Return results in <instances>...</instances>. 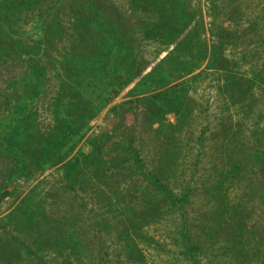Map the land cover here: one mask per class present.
Instances as JSON below:
<instances>
[{
  "label": "rangeland",
  "instance_id": "374dc122",
  "mask_svg": "<svg viewBox=\"0 0 264 264\" xmlns=\"http://www.w3.org/2000/svg\"><path fill=\"white\" fill-rule=\"evenodd\" d=\"M28 1L30 5L14 8L10 0H0V91L11 81L36 90L31 99L20 91L6 106L0 94V150L5 144L35 145L13 131L14 115L10 116L15 107V114L27 113L25 108L30 105L36 114L34 127L47 140L42 148L52 146V127L58 117L53 110L56 91L64 81L71 84L72 93L82 99L80 107L93 118L56 151L59 162L42 165L52 155L46 158L41 150V159L32 161L22 177L10 173L11 161L0 153V187L5 183L8 189L7 194L0 190V235L7 236L9 245L19 244L13 254L17 264H37L34 258L43 264H264L262 194L246 193L237 189L238 184L228 193L235 204L245 207L248 202L241 219L234 221L238 229L234 234L245 248L240 254L241 246L233 248L237 239L229 240L228 235L213 238L207 232L216 205L203 191L216 185V169H222L230 156L242 163L236 176L245 184L261 169L250 158V148L259 116L263 120L257 127H264V90L254 84L251 96L246 95L243 102L230 98L226 86L230 88L237 80L225 74L233 68L242 74V81L264 79V0H161L170 12L166 19L169 34L163 31V22L153 18L154 13L136 15L134 0H78L94 2L107 16L114 13L112 28L121 38V46L105 63H89L91 73L74 53L76 46L69 44L71 0ZM56 13L64 37L45 51L44 73L37 69L42 53L36 54L34 49L42 41L43 21H51ZM133 33L137 39L132 47ZM128 45L129 54L123 51ZM122 55H127L125 64L130 67L138 60L141 67H147L141 77L132 82L111 78L126 67ZM158 66L163 71L157 69L155 77L163 87L153 88L143 77ZM188 70L192 71L189 75ZM170 99H175L172 105H168ZM177 102H181L180 115L168 110L178 108ZM64 118L60 116V120ZM127 139L145 167L160 174L174 192H182L190 174H195L186 208L190 237L200 247L194 260L189 256L191 246L180 237L182 218L163 196L154 204L157 210H151L147 182L134 176L128 164L124 172L116 169L117 177L109 172L101 180L95 155L110 159L123 153L115 143L127 144ZM74 159L80 160V166ZM70 162L76 170L68 166ZM89 163L92 166L81 170ZM106 165L110 167V161ZM114 187L117 199L124 196L121 202L127 200L126 212L109 195ZM146 210L152 214H144ZM21 245L29 247L30 255Z\"/></svg>",
  "mask_w": 264,
  "mask_h": 264
},
{
  "label": "trees",
  "instance_id": "16d2710c",
  "mask_svg": "<svg viewBox=\"0 0 264 264\" xmlns=\"http://www.w3.org/2000/svg\"><path fill=\"white\" fill-rule=\"evenodd\" d=\"M10 2L11 5L14 6V8H16V6L20 7L27 4L30 5V2L28 0H10ZM71 4V15L73 14V17L70 21V28L68 30V32L71 31V35H68L69 44L71 46H74V48L76 46V52L74 51V53L78 54L80 61L86 62L82 65V67L85 68L86 72L91 73L94 72V70L93 66H89L90 62L95 63L96 60H99V63H105V58H111L113 56V51H116V49L121 46V38L117 34H115L112 28L115 21V19L113 18L114 13H112L111 16H107L105 12L99 10L94 2L92 3L90 1L81 3L78 0H71ZM134 5L136 15H139L140 17L144 15L137 14V12L148 11L154 13L153 18H158L160 22H163V31L168 33L167 29L169 27V24L166 22V19L167 16L170 15V12L167 11L165 2H162L161 0H134ZM151 7L156 8L152 9ZM167 8L171 9L173 8V5L172 7H168L167 5ZM112 11L115 12L114 7H112ZM0 14H3V12H0ZM43 24L44 30L42 41L37 45L34 51L36 54L42 53L37 61L39 63L37 65V69L42 70L45 73L47 71V64L43 63L44 56L46 55L45 51L53 46L55 40H59L61 42L64 35L61 32L63 31L62 29L61 31H59L60 23L57 13L54 15L51 21H43ZM178 35L173 37V41L176 40ZM1 38L2 35H0V47ZM133 39H137L135 33L131 35L132 45L129 44L132 47L133 44H135L133 42ZM129 45L128 48L123 49V51H126L128 54L130 49ZM131 51L134 52V49H131ZM99 57L104 58L99 59ZM126 57L127 55H122L121 59L123 60V65L126 67L120 70H116V78L113 77L114 73L111 77L113 80L131 81L141 77L142 74L146 71L147 67H141V62L139 60L138 62H136L134 67L126 65ZM176 65L181 66L182 64H179L177 62ZM157 69H159L161 72L163 71L162 66L155 67L154 69H152L151 73H149L146 77H143V80L151 81L152 83H149V85L151 84L153 88H162L163 85H160L161 83L159 81H156L155 75L157 74ZM68 73H70V71ZM191 73L192 71L190 70L186 72V74L188 75ZM227 75L237 80V82L233 81L229 85L230 88L226 86L230 98L236 100L241 99L243 102L247 99L246 95L249 94L251 96V92L253 90L252 87L254 84H257L256 88L260 89L261 91L264 90V79H261V81H242V77H240V75L242 74L239 71H235L233 68L232 70L228 69L226 71L225 76ZM72 90L73 89L71 84H66V81H64L62 86H60L59 91H56L58 95L57 99L55 100V102L57 103V107H54L53 110L55 112V115H58V117H56L55 123L52 127V134L55 137L54 140H52V146H50L48 149H46V147L42 148L41 146L43 142L47 141L45 140L46 137L43 135L42 130L40 128L37 129L34 127V124H36L34 119L36 118V114L33 110V106L30 105L29 107L25 108L27 110V113L21 114H15V109L17 108H14L13 113L10 114V116L14 115V117L11 119L13 121V131H15V133L17 131L18 136L20 134L21 138L25 139V142L31 140L35 143V145L32 144V146H29V143L26 145H24V143L23 145H19V147H14L9 144H5L4 150H0L1 155H4L5 158H9V160L11 161L9 168L11 167L10 173L12 175L17 177L24 176V173L30 170L31 162L41 159V150H44L46 158L49 156V154V157H51L52 155L49 160L44 159V163L42 165L47 164L48 162H51V164L59 162L60 158L55 157L56 151H58V149L60 148H64L63 146L66 145V143L73 137L77 136L85 127L86 123L91 118H93L92 116L88 115L89 113L87 109H83L82 107H80L79 104L81 103L82 99L81 97L75 96L72 93ZM172 90L173 88L168 89L167 91L170 92ZM20 91L27 95V98L29 99H31L32 96L33 98L36 96V90L32 91L31 89L26 88V86H24L21 81H11L7 83L0 91V94L5 97V106L7 104H10L11 98H15L20 93ZM151 99H153L152 96ZM33 102H35V99ZM169 102L171 103H169L168 105H172V103L175 102V99H170ZM176 107L178 108L173 107L172 109L169 108L168 110L172 113L175 112L176 115H180V111L178 109L181 108V102H177ZM29 108L30 111H28ZM60 116H65V118L63 120H60ZM262 120L263 117L259 116L255 121V128H257V130L253 132L254 141L253 145H251L250 148L252 149L250 158L254 159L259 165H261V169L257 171V175L253 177L251 183L249 182L245 184L243 183L241 178H238L236 176L239 173L242 163L240 161L236 162L233 159V156H230L229 162L226 161L225 163H223L224 165L222 169H216V172L219 173V176H214L217 178L214 179V181H217L216 185L213 186V188L212 186H209L208 188L203 189L204 193H207L209 196H211V199H214L213 204L214 206L216 205V207L214 208L216 213L214 216H212L213 222L211 223L212 225L209 224L207 232L210 235L212 234L213 238H221L225 235H228L229 240L237 239L234 241L235 243L233 245V248L235 249L238 247L239 249V247L241 246V248L239 249L241 251L240 254L243 252L245 253V248L239 243L238 235L236 236L234 234L235 231L238 230L234 227V221L237 218L241 219V214L246 211L248 202L245 203V207L242 203L235 204L230 200L228 193L231 188L235 186V184H238L239 187H237V189L244 190L246 191V193L258 192L261 193L262 197L264 198V127H257L258 122ZM11 136L13 135L11 134ZM126 143L127 144L123 145L120 143H115L116 148L120 147L121 149H123V153H117L110 159H105V157H103L102 155H97L96 153H94L92 154V156L86 158L85 161H89L91 157L96 154L95 158L97 161H95L96 163L94 162V165L98 167V172L101 174L100 176L102 181H104V179H107V177L109 176V172H111L112 176L117 177L119 173L124 172L125 166L126 164H128L127 169L133 170V173H135L134 176H141L143 178V181L147 182V189H149L151 195L153 194V196L149 195L147 198L148 202L153 205L151 207V210H157L154 204L159 201L158 197L163 196L165 198L164 199L162 197L163 200H165V202H168L174 212L182 218L181 225L179 226L180 237L186 244L189 243V245L191 246L190 251L192 253L189 256L193 259V257L195 256L194 253L198 252L200 250V247H198V245H195L193 239L190 237L188 221L186 219V208L188 207L189 198L193 189L191 181L194 179L195 174H190V180L186 182V187L182 192H174L171 187L167 185V183H165V181L161 178L160 174H155L153 171H150L145 167L144 160L141 158L138 150L133 146V142L130 139H127ZM73 161L75 164L78 163L80 166L81 162L79 159H74ZM107 161H110V167L106 165ZM75 164H73V162H70L68 166L71 167L72 170H76ZM233 164L235 165L231 167V165ZM248 164L249 162L246 165ZM89 166H92V163L87 164L84 168H81V170L89 168ZM229 167L231 168L228 171L225 170ZM116 169H119V173ZM69 174L73 173L69 172ZM5 186L6 185L4 183L0 187V190L4 191L3 194L8 193V189L5 188ZM115 189V187L114 189H111L112 192L109 195L113 199H115L114 203L116 202V204L120 206L121 204H123L125 206H122L124 208L123 210L124 212H126V210L128 209L127 200L121 202V198H123L124 196L118 197L117 199L118 192L117 194H114ZM147 210L144 211V214L151 215L152 213L147 212ZM225 220L229 222H226ZM134 223V221H131L130 225L133 226ZM227 223H230L231 225H226ZM229 230L231 231V233L228 232ZM15 240V238H11L12 242H14ZM8 242L9 240L7 239V236L0 235V264H17L18 259L16 257H13V254L16 255V252H14V250L18 248L19 244L18 246L15 244L9 245ZM21 247L27 248L25 247V245H21ZM30 253L31 251L28 247L25 254L30 255ZM33 261H35L37 264H43L41 259L34 258Z\"/></svg>",
  "mask_w": 264,
  "mask_h": 264
}]
</instances>
